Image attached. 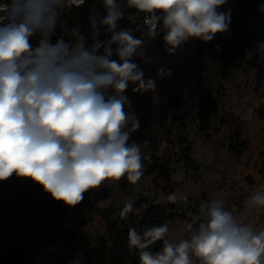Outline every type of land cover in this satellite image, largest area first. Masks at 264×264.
Here are the masks:
<instances>
[{
  "label": "clouds",
  "instance_id": "9594fccd",
  "mask_svg": "<svg viewBox=\"0 0 264 264\" xmlns=\"http://www.w3.org/2000/svg\"><path fill=\"white\" fill-rule=\"evenodd\" d=\"M72 3L0 0V181L28 178L68 207L106 180L125 178L135 185L144 161L151 160L143 151L147 140L129 142L139 128L126 95L129 85L140 94L157 88L136 62L153 58L143 34L135 33L146 32L147 41L162 36L165 52L174 55L189 41L208 43L227 33L232 11L220 10L228 0H102L104 14L88 18L89 45L79 25L71 29V40L57 35ZM126 10H132L127 17ZM125 18L136 27H121ZM102 34L108 38L101 40ZM171 75V69L157 70L160 79ZM165 200L178 202L175 193ZM134 203L129 198L121 216L133 212ZM243 203L249 210L264 209V190ZM202 209L196 230L178 243L168 239L169 223L142 232L130 227L128 246L138 251L139 264H264V229L238 222L236 208H227L223 199L205 202ZM156 242L161 248L153 251ZM69 264H82V258Z\"/></svg>",
  "mask_w": 264,
  "mask_h": 264
},
{
  "label": "trees",
  "instance_id": "16d2710c",
  "mask_svg": "<svg viewBox=\"0 0 264 264\" xmlns=\"http://www.w3.org/2000/svg\"><path fill=\"white\" fill-rule=\"evenodd\" d=\"M261 4H264V0H228V4L220 9L232 10V41L226 42L222 39V34H217L213 41L222 44V53L215 57L210 47L209 51L223 66V80L228 79L233 71L244 64L264 62V49L256 52L250 62H244L239 56L252 46L264 44V20L259 12ZM92 13L104 14L102 0H84L81 6L64 13L57 26V35L63 36L64 30L71 33V29L78 25L81 26V31L90 30L88 18ZM125 21H120L121 27H125ZM137 33L143 34L139 31ZM103 38L107 36L102 34L100 39ZM55 39L56 37H53V42ZM198 43L203 44L199 40ZM252 69L256 70L259 80V66L253 64ZM185 104L184 100L175 96L166 107L178 110ZM215 106V100L210 101L208 97L203 99V106L197 111L201 131H204V123L210 118ZM260 115L264 119L263 114ZM184 120L185 118H179L176 123L186 131ZM181 145L184 170L191 169L196 173L198 169L191 158L193 144L183 139ZM228 148L233 156L238 158L248 149V142L236 133L228 139ZM260 157L264 162L263 154H260ZM150 171L151 168L147 173ZM261 175L264 177V164ZM193 177L195 180L196 176ZM159 186L161 184H153L155 188ZM110 197L108 188L93 192V202L97 205L102 201H110ZM200 201L202 204L210 202L209 195L203 194ZM123 207L124 204L118 208L109 204L99 210L105 223V235L80 254L73 246L76 232L63 228V202L54 201L41 186L28 178H18L14 175L7 181H0V264H69V261L78 256L82 258V264H139L138 251L128 246L129 228L135 227L142 232L153 225L169 223L170 226L175 220H185L191 209L181 208L179 202L158 205L143 194L135 197L134 208H140L139 212L133 211L124 217L121 216ZM199 222L192 226L191 231L189 228L185 230V239L196 230ZM168 239L171 241L170 235ZM160 248L161 242H156L151 250L158 251Z\"/></svg>",
  "mask_w": 264,
  "mask_h": 264
},
{
  "label": "rangeland",
  "instance_id": "374dc122",
  "mask_svg": "<svg viewBox=\"0 0 264 264\" xmlns=\"http://www.w3.org/2000/svg\"><path fill=\"white\" fill-rule=\"evenodd\" d=\"M259 12L264 20V11L259 10ZM82 32L88 37V44L91 45L90 30L84 29ZM62 33L65 40L72 39L71 33L66 30ZM135 35L139 38L141 34L136 32ZM144 39L147 55L153 58V62L145 64L138 58L136 62L143 69L145 78L151 77L156 80L157 88L155 92L133 93L134 85L130 84L126 95L129 97L139 120V128L132 133L129 142L135 141L142 144L147 140L148 144L144 146L143 151L151 153V160L144 161V174L135 185L129 183L125 178H121L120 181L106 180L101 187L91 189L86 193L84 200L79 205L75 207L64 205L63 228L76 232L73 246L80 254H83L101 236L105 235V223L101 219L99 210L108 204L118 208L125 204L124 202L128 201L129 198L136 197L138 194L148 196L150 186L154 183L160 184L159 181L168 170L173 171L175 165H178L177 168L183 167L181 155L183 148L181 141L183 139L193 144V158L201 164L202 168L206 166L210 157L215 156L216 152L213 147L206 143L205 137L201 134V122L197 117V111L203 106L205 97H208L210 101L215 100L217 103L219 98L224 95L225 88L229 86L228 96L224 98V111L228 112L230 108L234 111L243 106L249 109L251 107L259 108V105H264V85H262V83L264 84V62H251L242 65L226 79L233 84L226 86L222 84L223 66L210 53L207 43L203 42L200 45L197 40L189 41L181 46L176 54L169 55L164 50L162 36L147 41L148 37L145 35ZM36 42V38H33L32 43L35 45ZM189 48H195L196 53L192 54ZM260 49L264 48L252 46L251 49L244 50L239 56L243 58L244 62H250ZM253 64L260 68L261 79L259 82L257 81L256 70L252 69ZM161 67L166 70L171 69L172 75L165 79L157 77V70ZM258 89L260 90L258 91ZM183 94H187L185 95L187 98L184 97L186 100L190 98L188 102L185 100L186 104L183 108L174 110L166 107L174 96H183ZM217 114L218 112L212 114L211 119L204 123V128H206V133L209 132L208 134L213 135L215 142L218 140V143L221 144L223 141L219 136L220 123ZM179 118H185L186 131H183L181 126L176 123ZM221 124L224 123L221 122ZM236 128L239 130L240 125L236 124ZM234 134L230 133L224 138L227 145L228 139L232 138ZM225 156L226 151L219 148L218 157L223 159ZM149 168L151 171L147 173ZM104 188L110 190V201H104V203L102 201L97 205L93 202V192Z\"/></svg>",
  "mask_w": 264,
  "mask_h": 264
},
{
  "label": "crops",
  "instance_id": "0c3cea01",
  "mask_svg": "<svg viewBox=\"0 0 264 264\" xmlns=\"http://www.w3.org/2000/svg\"><path fill=\"white\" fill-rule=\"evenodd\" d=\"M145 35L143 33V36ZM260 79L257 81L259 82ZM222 84L228 86V84L233 83L223 80ZM262 85L264 84L262 83ZM228 88H225L224 95L219 98L212 112V114L218 112L219 136L222 138L223 143H218V140L215 142L213 135L208 134L209 132L206 133V128L201 131L206 143L211 145L216 152L215 156L210 157L206 162V166L202 168L201 164L193 158L192 149V159L198 169L196 173L191 169L177 168L178 165H175L173 171L168 170L159 181L161 186L157 188L153 185L150 186L148 197L156 204H167L165 200L167 194L175 193L181 208H191L185 220H175L170 224L169 235L173 243L185 239V230L189 228V225L193 226L204 218L203 204L200 201L203 194H208L210 201L212 199L225 200L226 207L229 209L235 207V216L238 222L248 224L254 229H264V209L249 210L245 208L243 203L255 191L264 190V177L261 175L264 162L260 157V154L264 156V119L260 115L262 113L264 116V105H259V108L251 107L249 109L243 106L244 108L235 109L234 111L232 108L228 112L224 111V98L228 96ZM185 95H177V97L185 101L187 98ZM221 122L224 124L222 125ZM236 124L240 125L239 130H236ZM230 125L231 128H229ZM236 132H239L241 138L248 142V149L238 158H235L229 151L227 142L224 140L228 134ZM219 148L226 151V156L223 159L218 157ZM193 176H196L195 180ZM135 211L139 212L140 208H135ZM193 259L195 260V258Z\"/></svg>",
  "mask_w": 264,
  "mask_h": 264
},
{
  "label": "built area",
  "instance_id": "2783aa9c",
  "mask_svg": "<svg viewBox=\"0 0 264 264\" xmlns=\"http://www.w3.org/2000/svg\"><path fill=\"white\" fill-rule=\"evenodd\" d=\"M83 3H84V0H73L72 6L69 9H66L64 13H66L67 11H69L71 9H75V8L81 6ZM129 11L130 10H126V17L128 15ZM125 20H126L125 21V27H136V25L130 23L127 18H125ZM140 27L143 28L144 26L141 24ZM144 33L146 34V32H144ZM232 37H233V29H232V27L230 25V30L227 33H225V34H222V39L224 41H226V42H231L232 41ZM107 38H103L101 40H105ZM207 44L211 48V50H212V52H213L215 57L222 53V44L220 42L211 41V42H208ZM216 45H220L221 50L219 52L216 50V47H215ZM189 51L192 54H195L197 50L195 48H189ZM113 59H115L114 56H113ZM189 100H190V98H188L186 101L188 102Z\"/></svg>",
  "mask_w": 264,
  "mask_h": 264
}]
</instances>
